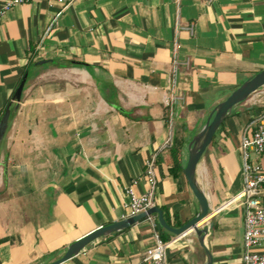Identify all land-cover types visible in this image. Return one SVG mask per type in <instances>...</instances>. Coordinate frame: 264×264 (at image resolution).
<instances>
[{
  "label": "crops",
  "instance_id": "1",
  "mask_svg": "<svg viewBox=\"0 0 264 264\" xmlns=\"http://www.w3.org/2000/svg\"><path fill=\"white\" fill-rule=\"evenodd\" d=\"M263 68L264 0H29L5 11L0 264L51 262L73 241L127 217L123 189L145 191L151 155L154 205L170 226L186 223L198 211L182 173L188 143L213 106ZM263 110L264 103L237 105L197 164L209 202L201 224L211 225L203 239L209 264H241L240 140ZM167 233L166 264L206 262L192 231ZM151 244L141 218L60 264H131Z\"/></svg>",
  "mask_w": 264,
  "mask_h": 264
},
{
  "label": "built area",
  "instance_id": "2",
  "mask_svg": "<svg viewBox=\"0 0 264 264\" xmlns=\"http://www.w3.org/2000/svg\"><path fill=\"white\" fill-rule=\"evenodd\" d=\"M27 1L29 0L3 1L0 4V16L11 7ZM46 1L59 4L64 2V0ZM256 92L254 96H258ZM253 124L248 131L249 134L242 135L240 140L243 186L237 196L242 199L244 206L241 264H264V110L258 114ZM170 140L171 137H167L165 144L170 143ZM154 162L155 155H151L145 161L144 175L147 180L145 191L137 194L131 185L123 189L127 217L147 212L154 206L157 183ZM144 218L150 227L152 244L139 260L131 264H166V252L170 242L162 239L161 227L154 213L146 214Z\"/></svg>",
  "mask_w": 264,
  "mask_h": 264
},
{
  "label": "water",
  "instance_id": "3",
  "mask_svg": "<svg viewBox=\"0 0 264 264\" xmlns=\"http://www.w3.org/2000/svg\"><path fill=\"white\" fill-rule=\"evenodd\" d=\"M24 84V79L20 81L16 87L11 101L19 102L20 94ZM261 87H264V68L245 79L240 85L226 95L222 100L217 102L209 112L204 124L193 135L187 146V155L185 163L182 166V173L191 190L194 198L198 203V211L194 217L179 227H172L165 221L162 211L158 206L150 207L147 212L125 217L119 221L110 223L108 225L100 226L80 237L79 239L70 243L57 259L45 264H60L72 256L76 255L86 245L91 243L98 237L107 235L111 232L123 229L139 219L144 218L146 214L155 213L157 222L160 227L175 236H179L187 231H192L196 236L198 244L204 249L206 255V262L210 263V254L206 249L203 239L208 227L211 225H203L205 218L209 212V202L204 191L201 189L196 179V167L203 152L211 143L213 135L223 122V120L231 113V111L240 103L245 101L250 95L256 92ZM9 115V109L6 108L0 119V139L4 133Z\"/></svg>",
  "mask_w": 264,
  "mask_h": 264
},
{
  "label": "trees",
  "instance_id": "4",
  "mask_svg": "<svg viewBox=\"0 0 264 264\" xmlns=\"http://www.w3.org/2000/svg\"><path fill=\"white\" fill-rule=\"evenodd\" d=\"M214 135H213V138H214ZM177 148H178V146H175L174 149H172V153H173V166H172V170H174L176 172L180 169L179 168V164H178ZM164 218H165L166 221H168L165 215H164ZM165 235H168V233L161 229V237L163 239H166V236Z\"/></svg>",
  "mask_w": 264,
  "mask_h": 264
},
{
  "label": "rangeland",
  "instance_id": "5",
  "mask_svg": "<svg viewBox=\"0 0 264 264\" xmlns=\"http://www.w3.org/2000/svg\"><path fill=\"white\" fill-rule=\"evenodd\" d=\"M243 102H247V103H251L254 106L258 107L259 105L264 103V95H258V96H254V95H250L245 101ZM242 105V104H241ZM240 105V106H241Z\"/></svg>",
  "mask_w": 264,
  "mask_h": 264
}]
</instances>
